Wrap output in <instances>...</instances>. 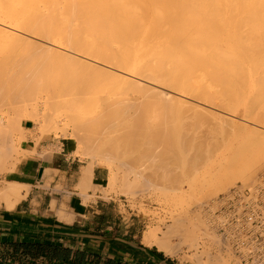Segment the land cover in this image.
Wrapping results in <instances>:
<instances>
[{
	"label": "bare ground",
	"instance_id": "6f19581e",
	"mask_svg": "<svg viewBox=\"0 0 264 264\" xmlns=\"http://www.w3.org/2000/svg\"><path fill=\"white\" fill-rule=\"evenodd\" d=\"M0 38H6L14 42L18 41V44L20 45L21 43L22 47L30 46L31 48H34L35 51H38L40 56L42 55V57H45L48 60L50 56H53V58H55V64L57 60L56 57L60 60L57 61L58 63L60 62L61 64L62 62L61 65L65 64L61 66L62 69L59 70V72H61L60 75L59 72H55L61 77H54V72L53 75L50 74L51 71L48 72V68L53 67L54 63L50 65L51 67H48L49 64L48 66L46 65L50 60H52V57H50L49 61L47 59H43V63L39 62L40 59V61H42V57L37 58V60H39L37 61L35 59L34 63L31 64L28 63L33 61L34 58L31 61V58H29L28 61L26 59L24 60L25 57H22V59L19 57L18 59H21V62H19L20 60L18 61L17 58L16 61H14L15 58L13 60L11 59L14 63L9 64L13 67L15 64V68L17 69L14 70L15 68L13 69V67L11 68L10 66L11 70L13 69L14 72L12 71L11 73L10 71L11 74L9 72L8 73L10 75H14H12V77H14L13 81H16L15 85L17 84L16 87L19 91L15 92L16 89L12 91L15 93L18 92L17 94L21 96L19 99L22 102L35 99L36 102L42 103L43 106L48 105L47 102H49V104L54 103V106L57 105L60 110L62 109L56 113L55 117L58 118L59 116H62L65 118V122L63 121L62 123L63 125L65 123H70V126L72 125L71 127H74L72 129H76V131L74 130V132H72V136L75 139L80 140L89 147L95 148L94 150L99 151V153H103L104 157L115 159L119 156V160L122 158L123 160L121 161L125 163L126 166L127 164L129 166L132 164V167H134V163L138 165L141 164L143 166L145 163L143 164L141 162H148V159L151 163V159H154L155 156L150 152L153 151L156 154H159L160 152H158V150H164V147L161 148L160 145L166 146L165 143L169 141L165 140L166 137L164 139V137L159 135L161 137L160 138L157 134H155V132H159L158 129L160 128L156 129L155 132L153 131L154 134H152V130L148 131L147 129H144L146 127L142 128L140 123H137V125L135 122H138L140 112H138L139 114H136V116L138 115L135 119L137 121H133L135 123L134 129L133 127L131 128V123L129 124L130 128L134 130L132 132L130 130L125 132L123 129L124 133L121 132V129H117L119 122L117 120L115 121V118L113 117L114 121H112L109 115L110 121L116 122L117 126H115V123L109 122L111 123V127L114 126L111 129L108 122H106L104 123V127H102V121H105L107 118L105 120L101 119V112L104 113L107 110L111 112L112 110L110 109L113 107L109 108V103L107 105L109 109L107 107V109L105 108L106 104L104 105V108H102L103 105L101 104V101L99 104L101 105V109H104V111H97L98 109L96 110V106L98 104L96 103L97 98H94V93H98L99 91L97 90L98 92H95L90 88L92 86L93 89L94 86L97 87L96 85L99 81V76L102 75H107V78L112 76V79L115 78L118 80L121 85L118 82L115 83L119 84L120 87L122 86V89H129L131 87L130 89L132 91V87L133 89L135 87L137 89V91L135 90V93L140 92V95L142 91L146 94L147 92H150L158 96L164 94L166 95L164 97L167 98L168 101L169 99L174 100L175 104L177 103V106L178 104L180 106H185V110L186 107L188 110H191L190 107L205 108L204 106H206V108L209 107V109L219 107L218 110L233 111L236 107H238L239 103H243L245 105L243 109L245 111L243 112H249V117L254 119L257 125L262 127L264 126V0H0ZM32 54L33 53H31V55ZM34 54V57L36 58L38 55L37 53ZM45 54L46 56H44ZM45 60L48 62L45 63ZM5 62L7 63L8 61ZM15 62L18 63V65ZM1 63H3L1 66L6 65L4 62ZM19 65L21 68L18 67ZM59 66L60 65L56 67L57 70ZM1 68L3 70V67ZM4 68H6V66ZM18 69H22L20 74ZM44 73L47 74L45 75ZM48 74H50L48 76L49 78H44V76L46 77ZM96 77L98 78L96 81L97 83L95 82L97 79ZM102 79L103 78L101 77L100 80L102 81ZM93 81L95 83H93ZM114 81H112L113 85ZM10 85H12V83ZM98 85L100 86V84ZM115 86L118 85L115 84ZM88 89L94 92L92 93L89 90L94 98L93 99L91 96L90 99H96L95 108L92 107V99V101L90 100L91 102L87 100L86 102H89L87 104L84 101V99L86 100L89 98L86 95L85 96L87 98L84 96L86 93L88 95L90 94L87 92ZM144 90L147 91L145 92ZM225 91H230V93ZM14 92H11V94H15ZM146 94L143 96L145 97ZM148 95L146 96L150 97ZM245 96L247 98L243 99ZM43 97L48 100H44ZM41 98H43V100ZM249 98H252L251 101H249ZM102 99L103 98H101V100ZM152 99L154 101V98ZM129 100V102L127 101L128 103H124L127 104V107H130V105L133 106L134 103H136L137 107L138 104L135 98H131ZM139 102L140 101H138V103ZM83 103L86 105L92 104V111L89 108V105L87 106L88 109L85 107L84 111L85 113L91 111L89 112L92 113L91 115L89 114L90 116L87 114V116L85 115L86 117H81L84 116L82 115L84 109L83 107L85 105H83ZM143 103L145 106L146 103ZM158 104L159 101L157 105ZM112 105L115 106L119 104L113 103ZM154 106L156 105L154 104ZM159 107H161V105ZM115 108L114 110L116 111ZM86 109L88 111H86ZM145 110L147 111V108ZM106 113L102 115L106 116ZM210 113V115H214V117H221L218 114L215 115L214 113L212 114V112ZM46 115H48V113H44L43 110V113L40 114L35 112L30 113L28 114V117L33 119L35 122L43 121L41 122L43 124L47 120L51 119H47ZM105 116H103V118ZM142 116L143 115H141V118ZM245 116L247 117L248 113L247 115L245 114ZM202 118L204 117L202 116ZM227 118L229 121L231 120V117L223 119L226 120ZM50 121L55 124V120L53 121V119H51L47 123H49L53 129L58 128V126L54 128V125L51 124ZM49 124H43L45 127L42 128V130L45 128L47 130L50 129ZM106 124L110 130H113H109V132H114V136L117 135V137H114L113 133L111 134L108 132V128L105 127ZM170 124L172 125L171 122H169V125ZM43 125H41V127H43ZM137 126L138 129H136ZM93 127L95 130H93ZM100 127L104 128L103 131L105 132L101 131L99 129ZM115 127H117L116 129L119 130V132L115 129ZM89 128L92 130L88 131ZM174 128L173 122V131ZM85 129L90 132V134H103L102 136L105 137L106 134L104 133H109L107 135L111 134V137L109 136V138L106 136L108 138H104L100 136L102 138V140H100V137L97 135L93 136L94 134H91L93 137H97L93 140L90 138L92 136L89 133H86L87 135L84 134L87 132L83 131ZM135 129L136 131L139 130L137 131L138 135H141L139 137H142L145 130V136H156L158 139L160 138L162 141L164 139L166 142L164 144H158L159 146H157L159 149L157 150V146L154 144L155 142L157 143V141L152 138L151 142L152 140L153 142L155 141L153 143L154 148L152 147V151L149 152L150 146L152 145H149L150 142L146 141L147 137L144 139L145 136L143 138L144 140L140 138L141 142L136 140V136L138 135ZM148 129L150 130L151 127ZM169 129L170 128H168V130ZM78 130H81V133ZM140 131L143 132L139 134ZM169 131H171V129ZM178 131L179 130H177V132ZM163 132H165V130L162 129V131L158 134H162ZM188 132L187 136H189ZM147 133L150 135H147ZM173 133L175 134L176 131ZM119 134L121 136H119ZM176 134L179 136V132ZM176 134H171L170 136L173 135V137H176ZM169 135H164L167 136V140L170 137ZM182 136L186 135L183 134ZM187 136L185 138H187ZM180 138L181 137H178L177 139L179 140ZM185 138H181V148L186 144L182 145V142L184 141H182V139ZM170 139L171 138H169V140ZM177 139H175L176 142L178 141ZM187 139H185V141H188ZM170 144L171 143H168V145ZM176 144L173 143L175 148H178L176 146L179 145V141L178 144ZM166 148H168L166 153L172 151H170L172 148L169 146H166ZM133 149L142 151L143 153L140 154L141 157L145 154L143 156L144 158H140L139 152H135ZM200 149H198V151L196 150V152L201 153L202 151H200ZM129 150H132V152L130 151L129 153L130 156H125V152ZM133 151L136 155H134ZM178 151L179 149L176 152L172 151L176 156L174 153L172 154L175 157H178ZM189 152L188 154L187 152H183L184 156L187 157ZM1 154L3 155V153ZM172 154L170 153L167 156L173 157ZM120 155L124 156L122 157ZM159 155L162 154L160 153ZM131 156L133 158H137L133 159ZM138 156L140 160H138ZM146 156L147 158L145 159ZM2 157H0V159ZM157 157L158 156H156V159L159 161L160 157ZM195 157L197 156H193L192 158ZM180 158H182L181 155ZM185 158H183V161L185 160L190 163L192 158H188V160ZM164 159L161 158L159 161L162 162L161 165L163 168L165 166L169 168L170 165L174 166L171 168H176L173 163H170V161H168L170 163L168 166V159L166 160V157ZM198 159L195 158L196 161ZM136 166L137 165H135V168ZM91 167L92 163L88 162V165L82 168V179L88 178ZM167 167H165L166 172H168ZM110 168L112 169V167ZM152 168L153 166L151 168L149 166V169H147L149 171ZM228 168L229 167L225 169ZM129 169L133 171V173L135 172L134 174H138L137 171L139 170H134V168L133 170L132 168ZM140 169H142V167ZM157 170L158 169L155 171V168H153L151 172H156L157 175H160ZM162 172L166 173L165 171ZM173 172L174 171H171V173ZM141 173L145 174L146 172ZM168 173H166L167 176H169L168 179H170V176L173 177L172 175H168ZM144 174L143 176L147 175ZM150 174L153 175L152 173ZM228 175L229 173L224 174L222 177L223 181L218 182V185L228 184L230 181V177H228ZM142 183L138 184V186L142 185ZM22 187H24V185L9 182L0 188V198L5 200L7 207H13L14 203L20 199L21 196L19 192ZM189 187H193V185H190ZM60 214L59 218L66 215L64 212L61 216ZM175 226L171 228L173 229ZM152 231L153 230L151 229L144 233L143 241L149 245L154 243L161 250H169L167 244L165 245V238L163 242V238H156ZM174 231H177L176 228L173 229V232ZM189 231L193 232L192 228H189ZM219 261L217 260V262Z\"/></svg>",
	"mask_w": 264,
	"mask_h": 264
},
{
	"label": "rangeland",
	"instance_id": "374dc122",
	"mask_svg": "<svg viewBox=\"0 0 264 264\" xmlns=\"http://www.w3.org/2000/svg\"><path fill=\"white\" fill-rule=\"evenodd\" d=\"M15 44H17V45H15ZM18 45H19L18 41L14 42V41H11V40L6 39V38H0V63L4 62V64H6L4 66H1L3 63L0 64V66L3 67V70L0 67V83H1L0 84V139L5 140L7 142L8 153L10 156H12V155L17 156L18 155V149H19L20 142L24 139V132L25 131L22 128L23 124H27L28 126L32 127V131L35 134H38L37 138L42 137V136L55 137L58 139L67 138V137L71 138L75 144V151L73 153L74 156H78L81 160H86L88 162H91L92 165H98V166H102L103 168H105L106 178H105L103 187H101L102 196L105 199L111 200V202L115 201L116 204L117 203L119 204L121 213L125 214L127 216H130V219L134 220V226H135V229L139 231L138 232L139 235H144V233H146L147 231L152 229L153 230L152 232L156 238H158V239L163 238L162 239L163 242H164V238H165V241H166L165 245L167 244L169 250L167 249V251L166 250L161 251L157 248L158 246L153 245V247L157 248L158 251L162 252L165 257L169 258L175 264H227V263L228 264H233V263L234 264H240V263L236 262L235 260H233L231 257L224 255L220 252L216 235L210 226L211 214H210V210L208 209V206H209L210 202L219 193L227 190L229 187H231L235 183H243V184L251 183L252 181L255 180V178L259 174L264 173V126L262 127V126L257 125L255 123V120L249 117V112H247V111H246V113L243 112V111H245V110H243L245 107V105L243 103H239L238 107H236L233 111H231V110H229V111L224 110L223 111L221 109L218 110L219 107H215L214 109L213 108L209 109V107L206 108V106H204L205 108H202V107L201 108H199V107L192 108V107H190L191 110L190 109L188 110V108L186 107V110H187L186 111L184 109L185 106H180L178 104V106H179L178 107L177 103L175 104L174 100L169 99V101H168V99L164 97V96H166L164 94L160 95L163 97H160L156 94H153L150 92H147V94H146L142 91V93L140 95V92L135 93L137 91V89L135 87H134V89L132 87V91L130 89L131 87L129 89L125 88L126 90L122 89L123 87L122 86L120 87V85H121L120 82H118V80H116L115 78L112 79L113 77L110 75H109L110 77H108V78H107V75L99 76L100 77L99 81H101L100 80L101 77L103 79L101 82L98 81V83L96 82L98 80V78L96 77L97 79L95 80V82L97 83V85H96L97 87L94 86V89H93L92 88L93 86H92L90 88L95 92H98V91L99 92L94 93L90 89H88L87 92L88 93H90V92L94 93V95H95L94 98H97V100L95 99L97 101L96 103L98 104V105L96 104L97 105L96 110L98 109L97 111H101V110L104 111V109H101V105L99 104V103H101V101H102L101 104L103 105L102 108H104L105 104H106V106H105V108H106L107 105L110 103L108 105V107L109 106H110L109 108L113 107L112 109H110L113 112L112 111L109 112L107 110L108 112L105 111L104 113H106V112L109 113V114L106 113V116L109 115L110 118L112 119V121H114L113 118H115V121L117 120L119 122L118 128L115 127V129L116 128L119 130L121 129L120 130L121 132H123V130H125V132L130 130L132 132V131H134L133 129L135 127V123L136 124L140 123L142 128L146 127L144 129H147L148 131L152 130L151 132H152V134H154L155 130L160 128L161 130L158 129L159 132H155V134H157L158 136L161 135V137H164V139L166 137L165 140L169 141V142L164 141V139H163V141H164L163 142L160 139L161 138L160 136H159L160 137L159 139L156 136L151 137L152 135L151 136H145V134H144L145 130H144V133L142 134V137H139L141 135H138L137 131H139L141 127L139 128V130L136 131V129H138V126L135 129V131L137 132V135H138V136H136V140L141 142L140 138L143 139L145 136L144 139H146V137H147V139H149V140L146 139V141H149L150 142L149 145H152V146H150L149 152L152 151L151 148L153 147L154 144L157 146L158 144H164L166 142L165 143L166 146L167 147L169 146L170 148H172V149H170V151L172 150V151L176 152L179 149V151H178L179 156L178 157L180 158V155L182 157L179 160L178 157H175L176 155L174 152L171 151V152L166 153L168 151L167 150L168 148H166L165 145H163V146L160 145L161 148L164 147L163 148L164 150H161V149L158 150L159 149V147H158L159 145H158L157 150L162 155H159L160 153L156 154L153 151L150 152V153H153V155L155 156L154 159H156V156H158L157 158L160 157V159H159V161H160L161 158L164 159L166 157V160L168 159L167 162L170 161V163H173L175 165V167L178 169L171 168L174 166H171V165L169 166L170 163L168 162L167 165L169 166L170 171H169V168L167 166H165L168 168V172H169L168 173V172H166V168L162 167V165H161L162 162H159L158 159L154 160L153 158L151 159V163L149 162V159H148L149 163L142 161L141 163H143V164L145 163L143 166L141 164L138 165L136 163H134L135 165H137L136 168H135L134 164H133L134 167H132V164H130V166L127 164V166H126V164L121 161V160H123L121 157H120L121 160H119V156L116 157L115 159H111L110 157H104L103 153H99V151L94 150L95 148L89 147V146L85 145L83 142H81L80 140L75 139L72 136V132H74V130L76 131V129L73 130L72 128H74V127H71L72 125L70 126V123H65L63 125L62 123H63V121L65 122V118H63L62 116H59L58 118L55 117L56 113L61 111L62 109L60 110V108L57 105L54 106V103L49 104V102H47L48 105L43 106L42 103L36 102L35 99H33V100L30 99V100H28L29 102L28 101L22 102L19 99V98H21V96H19L17 94L18 92L15 93L16 91H19L18 88L16 87L17 84L15 85L16 81L15 80H14L15 82L13 81V79H14V77H12L13 74L10 75L12 73V71L14 72V70H16L17 68H15V64H14V67L10 64H13L14 61H16V58L18 59L19 57L21 59H22V57H25L24 60L26 59L28 61H29V58H31L30 61L34 58L33 61L28 63V64H31V63H34L35 59L37 60V58H41L42 55L40 56L38 51H35L34 48H31L30 46H28V47H29V49L32 50V52H31V50L28 49L27 46L26 47L23 46L24 47L23 48L21 43L19 46ZM24 49H27L29 52L27 50H24ZM31 53H33L32 54L33 56L31 55ZM34 53H37V55L39 57L37 56L35 58ZM40 54H41V52H40ZM44 56H46V54ZM50 57H52L51 58L52 60H50ZM50 57H49L50 61L45 57H42V61H40L41 59L40 60L38 59V60H39V62L43 63V59H47L50 62L49 63L47 60H45L46 61L45 63L48 62L46 65L48 66V64H49L48 67H51L50 65H52L54 63L53 67L54 66L55 67L54 68L51 67L53 69L48 68V72L51 71L52 73L50 72V74H52V75L54 72V74H55L54 77L59 76L61 73V72H59V70H61L62 69L61 66L65 65V64L61 65L62 62H61V64H60V62L58 63L57 61H60V60H58L59 58H57V57H56L57 60H56V64H55V62H54L55 58H53V56H50ZM14 58H15V60L12 61ZM21 59H18V61L20 60L19 62H21ZM5 61H8L7 62L8 64ZM51 61H52V63H51ZM16 64L18 65V63H16ZM20 65L18 67H20ZM58 65H60V66L57 70L56 67H58ZM5 66H6V68H4ZM10 66H11V68L13 67V69L14 68L15 69L11 70ZM18 70H19V74H20V71L22 69H18ZM10 71H11V73H10ZM46 72H47V70H46ZM55 72H59V75ZM50 74H48L46 77L44 76V78L48 79L49 78L48 76ZM6 76H7V78H6ZM59 77H61V76H59ZM66 77H67V75H66ZM56 78H58V77H56ZM56 78H55V80L57 81ZM70 78H71V76H70ZM9 79H10V81H9ZM51 80H52V77H51ZM6 81H8V82H6ZM112 81H114V85H113ZM95 82L93 81V83H95ZM115 82H118L120 85L115 83ZM11 83H12V85H10ZM98 84H100V86ZM115 84L118 85L119 87L115 86ZM100 87H101V89H100ZM7 88H8V90H7ZM96 88H98V89H96ZM12 90H15V92ZM89 90H90V92H89ZM10 91L14 92L15 94H11ZM225 92L230 93V91H225ZM39 93H41V92H39ZM143 93L146 95L149 94L148 96H150V97H147L146 95L144 97ZM100 94H102V95H100ZM85 95L88 96L89 98H87ZM89 95L87 93L84 94L85 98H87L86 100L83 98L86 104L89 103V102H86L87 100L90 101L93 98L92 94L90 96ZM91 96H92V98L90 99ZM43 98H41V99L43 100ZM101 98H103V99L101 100ZM131 98H135V100H137L136 101L138 104L137 107H136V103H134L133 106L130 105V107L129 106L127 107V104H124V103H128L130 101L129 99H131ZM152 98H154V101ZM246 98H247L246 96L243 97V99H246ZM251 99L252 98H249V101H251ZM44 100L47 101L48 99L44 98ZM95 100H93L94 102L92 101L93 105L88 104L91 111H92V107L95 108ZM156 100H157V102H156ZM115 101H116V103H115ZM138 101H140V102L138 103ZM158 101H159V104L161 105V107H159L160 106L159 104L157 105ZM143 102L146 103L145 106H144ZM85 103H83V105ZM113 103L119 104V105L114 106V105H112ZM171 103L172 104L174 103L173 104L174 106ZM86 104L84 105V107L82 106L84 108L82 115H84V116H81V117H86L87 114H88V116H90L92 114V113H89L91 111H89L88 113L84 112L85 107L88 106ZM154 104L156 106H154ZM91 105H92V107H91ZM99 108H100V110H99ZM114 108L116 109V111L114 110ZM146 108H147V111L145 110ZM181 108H183L184 110ZM87 109H88V107H87ZM87 109H86V111H88ZM194 109H196V110H194ZM43 110H44V113H48V115H46L47 119L51 118V119H53V121L55 120L56 125L53 122L51 123V121H50V123L54 125V128H56V126H58V128L53 129V127L49 123H47L49 120H51V119H49L46 122H44L43 124L44 125L49 124L50 129L47 130L45 128L46 130L43 129L44 130L43 131L42 128L45 127L41 123L43 121L35 122L33 119L28 117V114H30V113L35 112L37 114H40V113H43ZM123 111L125 112V114ZM145 111H146V113H145ZM151 111H152V113H151ZM153 111H155V112H153ZM138 112H140V115H139L140 119L138 118V122H135V121H137L135 119L138 116V115L136 116V114ZM161 112L162 113L164 112L163 113L164 115ZM210 112H212V114L214 113L215 115L218 114L221 117H219V116L214 117V115L213 116L210 115L211 114ZM101 113L104 114L103 112H101ZM207 113H209V114H207ZM243 113H244V116H245V114L247 115V113H248V116L244 117ZM102 114H101V116H102L101 119L105 120L107 118L109 120L106 119L105 121H102L103 125L101 124V126L104 127V125H105L104 123L108 122V125L112 129V127H114V126L111 127V123H109V122H112V121H110L109 116L106 117L105 115H102ZM114 115H116V116H114ZM141 115H143L142 118H141ZM103 116H105V117L103 118ZM134 116H135V118H134ZM202 116L204 118H202ZM226 117H229V118L231 117V120L229 121L228 118H227L228 120L223 119ZM122 118H124V119H122ZM126 119H127V122H126ZM157 120H159V121H157ZM123 121H124V123H123ZM166 122H168V123H166ZM169 122H171L172 125L171 124L169 125ZM173 122H174V127H175L174 131H173ZM112 123L116 124V122H112ZM122 123L124 126L122 125ZM130 123H131V128L133 127V129L130 128V125H129ZM41 125H43V127H41ZM127 125H129V126H127ZM115 126H117V124ZM163 126L167 127V128H164ZM46 127H47V125H46ZM105 127H107V124ZM149 127H151L150 130L148 129ZM168 128H170L171 131H169L170 129L168 130ZM99 129L101 131H103L104 128L100 127ZM162 129L165 130V132H163L164 135L165 134L169 135L170 133L175 135L176 133L179 132V136H178V134H176V137L174 136L175 137L174 138L173 135L170 136L171 135L170 134L169 138H171V139L169 140V138H168V140H167V136H164L163 133L158 134L162 131ZM89 130H90V128L88 129V131ZM93 130H95L94 127H93ZM109 130L110 129L108 128V132H109ZM119 130H117V131L119 132ZM147 130H146V132H147ZM177 130H179V131L177 132ZM78 131L81 133V130H78ZM83 131H87V130L85 129ZM88 131L85 132L84 134H86V133L90 134V132H88ZM110 131H113V130H110ZM175 131H176V133L174 134L173 132H175ZM103 132H105V131H103ZM142 132L143 131H140L139 134H141ZM151 132H149V133H151ZM187 132H188L189 136H187ZM109 133H111V132H109ZM109 133H104V134H106V136L109 137L113 133V136H114V132H112L110 135H107ZM123 133H121V134H123ZM149 133H147V135ZM181 133H182V135L183 134L186 135L188 139L185 138L186 136H182ZM91 134H94L93 136L97 135L98 137L103 135V134L99 135L96 133H91ZM115 134H116V131H115ZM93 136L92 137L89 136V137L93 140L95 138H97V137H93ZM119 136H121V135L119 134ZM102 137H104V136H102ZM108 137H106V138H108ZM114 137H117V135ZM178 137H181V138L183 137V138L188 140V141H185V139H182V141L184 140L183 141L184 143L182 142V145L186 143L185 146L182 148L180 146L181 145L180 144L181 138L178 140L177 139ZM203 137H204V139H203ZM152 138H153V140L157 141V143L155 141H154L155 142L154 143L153 140L151 142ZM99 139L102 140L101 137ZM156 139H158V140H156ZM175 139H177L179 141V145H177L178 141L176 142ZM189 139H191V140H189ZM79 142H81L82 144ZM168 143H171L172 145L171 144L168 145ZM173 143L174 144L177 143L176 147H178V148H175V145H173ZM120 146H121V144H120ZM156 146H155V148H156ZM194 146H195V148H194ZM200 147H201V149H200ZM198 149H200V151H202V152L201 153L196 152V150L198 151ZM133 150L135 152L136 151L139 152L140 158H142L145 155V154H143L141 157L140 153H143L142 151L136 150V149H133ZM130 151L132 152V150L126 151L125 156L126 155L130 156L129 155ZM193 151H195V152H193ZM5 152H6V150L3 147H0V154L5 153ZM135 152H134V155H136ZM138 152H137V154H138ZM183 152H185V153L187 152V154L189 152V155L186 157V156H184ZM170 153L171 154L174 153L175 156L172 154L173 157L172 156L168 157L167 155H169ZM120 156L123 157L124 155H120ZM139 156H138V160H140ZM189 156H191V157H189ZM193 156H197L195 158L196 159L199 158V159L196 161L195 158H192ZM136 158H133V159H136ZM146 158H147V156L145 157V159ZM183 158H185L187 160H188V158H192V159H191V161L189 160L190 161V163H189L185 160L183 161ZM193 159H194V161H193ZM145 161H147V160H145ZM136 162H137V160H136ZM151 164H152L153 168H155V171H156V169H158L157 172H159L158 174H160V175H157L156 172L155 173L151 172V170L153 168L148 171L149 166H150V168L152 167ZM110 167H112V169ZM139 167L140 168L142 167V169H140ZM227 167H229L230 169L229 168L225 169ZM129 168H132V170H133V168H134V170L135 169L139 170V171H137L138 174H134L135 172L133 173V171H131ZM140 170H141V172H146L145 174H147V175H145L143 173L145 175V176H143V174L140 172ZM162 171H165L166 173H168V175H172L173 177L170 176V179H168L169 176H167V174L162 172ZM171 171H174V172L171 173ZM139 173L142 176H140ZM150 173H152L153 175H151ZM227 173H229L228 177H230L229 183L226 185H218V182L223 181V179H222L223 175L227 174ZM163 174H165V175H163ZM140 182L141 183L143 182V183H142V185L138 186V184H141ZM187 183L188 184L191 183V184L188 185ZM190 185L191 186L193 185V187H189ZM217 189L218 190L221 189V190L218 191ZM212 191H217V192H212ZM117 214L119 215L120 213H117ZM174 226L178 232L177 231L173 232V229H175V228L172 229L171 227H174ZM189 228H192L193 232L189 231ZM168 232H170V233H168ZM164 233H166V234H164ZM211 234L212 235L214 234L213 238H212ZM166 235H168V236H166ZM150 245H152V244H150ZM217 256H219L221 259ZM217 260L218 261L220 260V261L217 262ZM221 261H222V263H221ZM215 262H217V263H215Z\"/></svg>",
	"mask_w": 264,
	"mask_h": 264
},
{
	"label": "crops",
	"instance_id": "0c3cea01",
	"mask_svg": "<svg viewBox=\"0 0 264 264\" xmlns=\"http://www.w3.org/2000/svg\"><path fill=\"white\" fill-rule=\"evenodd\" d=\"M22 128L15 158L0 139V188L24 185L13 207L0 198V264H175L102 196L105 168L92 165L82 179L88 161L73 155L71 138H37L32 127Z\"/></svg>",
	"mask_w": 264,
	"mask_h": 264
},
{
	"label": "built area",
	"instance_id": "2783aa9c",
	"mask_svg": "<svg viewBox=\"0 0 264 264\" xmlns=\"http://www.w3.org/2000/svg\"><path fill=\"white\" fill-rule=\"evenodd\" d=\"M208 209L222 254L240 264H264V173L219 193Z\"/></svg>",
	"mask_w": 264,
	"mask_h": 264
}]
</instances>
